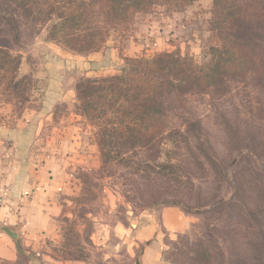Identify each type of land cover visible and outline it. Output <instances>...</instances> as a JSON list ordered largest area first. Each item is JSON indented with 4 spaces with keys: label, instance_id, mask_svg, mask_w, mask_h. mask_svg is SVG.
I'll return each mask as SVG.
<instances>
[{
    "label": "rangeland",
    "instance_id": "obj_1",
    "mask_svg": "<svg viewBox=\"0 0 264 264\" xmlns=\"http://www.w3.org/2000/svg\"><path fill=\"white\" fill-rule=\"evenodd\" d=\"M0 5V46L20 59V78L32 79L24 105L0 103V123L17 126L34 114L43 126L40 142H61L57 133L62 136L74 118L78 142L90 155L74 168L78 189L68 207L72 214L56 222L61 242H52L58 246H50L54 255L78 258L76 264H135L119 234L172 206L189 222L166 234L164 264H264V22L255 30L258 45L247 70L227 79L221 91L168 95L159 140L145 146L109 142L107 158L97 129L82 114L78 84L120 73L123 54L166 49L207 62L216 43L213 1L197 0L173 13L158 7L137 16L124 36L112 33L98 51L87 53L52 39V22L27 15L12 0ZM130 41L139 51H129ZM108 48L116 49L113 56ZM51 114L61 131L51 127ZM30 257L15 261L30 264Z\"/></svg>",
    "mask_w": 264,
    "mask_h": 264
},
{
    "label": "trees",
    "instance_id": "obj_2",
    "mask_svg": "<svg viewBox=\"0 0 264 264\" xmlns=\"http://www.w3.org/2000/svg\"><path fill=\"white\" fill-rule=\"evenodd\" d=\"M27 15L52 22V39L79 52L98 51L115 32L127 33L137 16L162 7L180 11L197 0H12ZM211 28L216 43L210 58L174 51L151 56L123 54L120 73L85 78L78 84L82 114L97 129L103 157L109 142H157L167 123L165 98L196 91H221L229 78L250 67V51L258 45L257 28L264 22V0H212ZM3 12L0 5V13ZM123 52V51H122ZM20 59L0 46V103L24 105L31 95V77L20 78ZM124 146V145H122ZM218 204H223V201ZM0 264H18L0 259Z\"/></svg>",
    "mask_w": 264,
    "mask_h": 264
},
{
    "label": "crops",
    "instance_id": "obj_3",
    "mask_svg": "<svg viewBox=\"0 0 264 264\" xmlns=\"http://www.w3.org/2000/svg\"><path fill=\"white\" fill-rule=\"evenodd\" d=\"M130 43L129 51L137 52L141 48L134 41ZM107 50L113 56L116 49ZM98 53L94 59H101ZM36 118L31 114L17 126L0 123V259L15 261L26 254L31 255L30 264H76L80 262L78 258L54 255L50 246L53 241L61 242L58 219L72 214L68 207L78 189L74 168L87 164L90 155L83 147L84 142H78L81 136L77 120L72 118L62 128V136L57 133L56 139L61 142H40L43 126L35 124ZM47 119L53 121V129L61 131L53 114ZM188 222L181 209L165 207L159 217H149L144 225L131 227L119 235L123 243H129L135 264H164L166 234L183 231ZM6 229L17 237L13 238Z\"/></svg>",
    "mask_w": 264,
    "mask_h": 264
},
{
    "label": "water",
    "instance_id": "obj_4",
    "mask_svg": "<svg viewBox=\"0 0 264 264\" xmlns=\"http://www.w3.org/2000/svg\"><path fill=\"white\" fill-rule=\"evenodd\" d=\"M6 232L8 234H10L13 238H16L17 237V234H15L14 232L10 231L9 229H6Z\"/></svg>",
    "mask_w": 264,
    "mask_h": 264
}]
</instances>
